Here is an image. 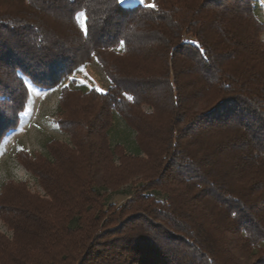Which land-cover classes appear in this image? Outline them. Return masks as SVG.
<instances>
[{"label": "trees", "instance_id": "16d2710c", "mask_svg": "<svg viewBox=\"0 0 264 264\" xmlns=\"http://www.w3.org/2000/svg\"><path fill=\"white\" fill-rule=\"evenodd\" d=\"M152 5L0 0V149L30 102L27 83L40 89L60 86L56 126L70 139V146L47 143L51 159L18 149L20 164L50 199L29 194L23 183L7 182L0 193V218L12 230L46 238L38 243L39 257L27 245L11 251L16 241L0 234V264L90 259L94 264H264V44L259 39L264 25L256 0H152ZM135 54L147 61L155 55L165 67L158 73H127L122 61ZM92 59L110 82L106 92L62 85ZM151 100L167 108L164 128L151 123L154 116L135 110L145 104L157 109ZM114 113L137 131L140 144L162 132L154 154L144 152L142 159L109 145ZM222 153L224 165L215 161ZM149 161L157 175L145 174L147 180L120 206L106 205L105 192L117 190L139 162ZM100 163H106L109 181L96 180L103 174ZM61 167L72 178L84 175L77 193L68 195L59 181ZM8 190L14 197H7ZM65 194L73 207H65L70 216L60 230L64 247L50 254L60 241L46 230L45 210ZM174 194L182 200L176 207ZM197 210L212 220H199ZM104 234L111 239H100ZM72 241L83 249L81 259L74 247L67 249Z\"/></svg>", "mask_w": 264, "mask_h": 264}, {"label": "rangeland", "instance_id": "374dc122", "mask_svg": "<svg viewBox=\"0 0 264 264\" xmlns=\"http://www.w3.org/2000/svg\"><path fill=\"white\" fill-rule=\"evenodd\" d=\"M118 1L120 2V0ZM150 4L152 5V0H124V3L122 5L124 7H133L136 5L148 6ZM256 15L264 25V0H256ZM77 20L79 25L83 27V14H78ZM238 29L239 31L245 30L242 27ZM184 38L190 39V36H184ZM259 39L264 44V28ZM122 63L124 67H126V72L131 73L132 75L138 74L139 72H141V75H145L147 72H149V74L158 73L165 67L161 66L155 55L152 58V61H147L145 59H139L138 55L135 54V56H133L132 58L122 61ZM27 85L29 87L31 97L30 102L21 115L22 120L20 125L15 130L7 133L4 138L3 145L0 149V193L2 192V185L7 182L23 183L25 184L26 190L29 194L44 200H49L50 196L48 195L47 190L43 188L37 177L30 170L26 169L23 165L20 164L17 157V151L18 149L22 148L30 156L39 155L40 157L42 156L51 159V155L47 151L48 142L55 141L70 146L69 136H67L65 133H61L56 126V122L61 116V110L59 107L60 86L53 89H40L33 87L28 83ZM62 85L69 86L72 89L80 90L82 92L95 90L104 93L108 89L110 82L105 76L101 65H99L95 59H92V61L77 69L70 78L62 83ZM70 99L74 100L75 96H71L69 100ZM70 104L71 103H68L67 108ZM91 105H93V107H95L96 109L100 104L93 102V104L91 103ZM153 105H155L157 109H153L151 105L145 104L142 105L139 109L135 110H140L141 113L143 112L145 114H150L149 117L154 116V118L151 120V123L153 125L162 126L164 128L168 120L167 108H165L166 106L164 104H157L155 103V101ZM201 107H203L202 104L198 106V109H200ZM193 109L196 110L197 105H195ZM136 132L137 131H135L133 127L126 123L124 119L119 116V114L114 113L112 126L108 132V143L111 147L120 145L123 147V150L127 155L138 154L140 157H142V159L146 158L144 152L153 153L158 148V145L162 144V132H160V134H152L148 137H145V139H143L142 141V144L138 142ZM137 143L139 144V146ZM224 155L225 154L223 153L221 155L218 154L215 161L217 163L219 162L218 164L220 165H224L226 163L224 160ZM82 162L83 160L81 158V161L77 163L80 164ZM135 163L136 162H131L130 165H133V168H137L134 167ZM139 163L140 167H138L136 172H133L132 170L130 171L133 176L132 178L127 180L125 184L120 186L114 192L110 193V190L109 192H105V195L108 196V198L106 199V205L111 204L116 207L120 206L127 201L129 196L133 193V191L140 183H144V181L147 180L145 178L146 176L152 178L157 175V171L159 170L156 165L153 166V163H151L150 161ZM105 164L106 163H100L98 164L97 168H99L102 172ZM118 165L119 160L115 158L113 160V166L118 167ZM56 172L57 176L60 179L59 181H61L65 185L66 190H68V195L69 193L73 195V191H76V193L79 191V183L81 179L83 180L84 178V175H81L82 173H78L76 177L72 178L70 172L65 167H61V169ZM102 173L103 174H100V176L96 178L97 181L103 182L109 181L111 179V174L108 175V173L104 171ZM11 193L12 192L8 190L7 197H14L15 194ZM68 195H61V197L58 198V201L52 202L49 206H47L48 208L45 210V212L49 214V218L47 219L49 223L46 227V230L48 228L49 232H54L53 234L49 235H55L54 238L59 241L63 237L60 231L63 227L62 224H65L67 218L70 216L67 215L69 213L67 212V209H65V207H73V204H71L68 199ZM157 197L160 200L164 198L163 195H158ZM173 197V207H176L175 205H180V201L182 200L176 199V194H174ZM183 204H185L184 201ZM205 213L206 212H204L203 214V212L197 210V218L204 222H208V218L212 220L210 214ZM85 219H87L86 216L82 218V222L85 223ZM110 227H112V225ZM46 230L44 233H47ZM39 231H41V229H39ZM0 234L9 241H16V244L11 250L13 252H17V250L20 252L21 248L27 245V248L29 249L35 248V250H32V253H34L35 256L40 257V255L42 254L40 248L38 247V243L43 242L46 237L44 238L39 237V235H32L27 230L21 228L17 229L16 231L12 230L1 218ZM100 239H102L103 241H109L111 239V236L104 234ZM60 242L54 246V248L50 251V254H53L55 252L57 253L58 251L62 250V248L64 247V241ZM74 243L76 242H69V244L67 245V249H69L70 247H74V249L71 248V250L75 252V257L78 260L83 257V249H75ZM43 258H46V256ZM103 262H99L98 264H101ZM84 264L94 263H92V259H90L87 260Z\"/></svg>", "mask_w": 264, "mask_h": 264}, {"label": "snow or ice", "instance_id": "6c2138e0", "mask_svg": "<svg viewBox=\"0 0 264 264\" xmlns=\"http://www.w3.org/2000/svg\"><path fill=\"white\" fill-rule=\"evenodd\" d=\"M120 2H121V4H123V3H124V0H120ZM148 7H149V8H152V7H154V5H151V4H150V5H148ZM129 99H131V97H129Z\"/></svg>", "mask_w": 264, "mask_h": 264}]
</instances>
